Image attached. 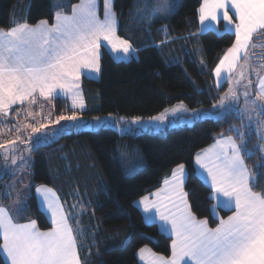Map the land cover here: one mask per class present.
I'll use <instances>...</instances> for the list:
<instances>
[{
    "label": "trees",
    "instance_id": "trees-1",
    "mask_svg": "<svg viewBox=\"0 0 264 264\" xmlns=\"http://www.w3.org/2000/svg\"><path fill=\"white\" fill-rule=\"evenodd\" d=\"M60 1L64 2L61 7L54 6L53 0H0V30L41 20L52 24L56 11L68 14L79 0ZM201 2L181 0L170 17L151 21L143 13L144 0H113L118 35L129 40L136 56L116 61L102 49L99 78L81 79L86 109L78 115L153 117L177 103L191 110L213 106L228 87L226 82L215 84L213 70L235 37L224 34V30L201 33ZM102 6L99 0L100 16ZM219 27L222 29L221 21ZM42 106L36 112L50 114L51 120L75 111L61 98ZM233 127L245 133L254 152L251 158L245 156V163L256 174L262 161L259 141L232 111L224 117L198 119L191 126L168 129L165 134L146 130L119 135L109 127L79 132L71 129L33 149L31 178L33 183L53 188L65 209L79 219L81 264H139L136 255L143 247L169 257L171 238L156 224L144 221L135 201L159 188L182 163L189 176L184 190L191 210L197 219H207L214 228L218 218L227 217L230 211L219 210V217L212 214L211 190L195 177L193 159L220 134L236 137L229 131ZM260 172L264 173V168ZM257 179L254 190L264 192V175ZM7 180L0 176L3 201H8L3 195ZM20 217L24 221L34 218L41 230L50 228L33 193ZM0 264H5L1 253Z\"/></svg>",
    "mask_w": 264,
    "mask_h": 264
},
{
    "label": "snow or ice",
    "instance_id": "snow-or-ice-1",
    "mask_svg": "<svg viewBox=\"0 0 264 264\" xmlns=\"http://www.w3.org/2000/svg\"><path fill=\"white\" fill-rule=\"evenodd\" d=\"M112 4L113 0H103V19L98 14V0H79L71 5L70 14L56 11L51 25L48 20H41L35 26L14 22L15 26L9 30H0V125L10 117L17 118L6 133H0L16 134L14 139L0 142V153L13 165L21 161L18 171L27 170L30 157L26 158L24 152L30 153L34 147L69 130L61 121L78 127L81 119L72 111L55 120L50 119V114L42 117L46 123L21 124L18 119L21 111L35 119L28 106L38 105L40 98L50 101L60 95L70 96L73 109H83L79 91L81 70L86 69L89 78L100 72L101 46H110L111 51L125 56L135 51L128 39L117 34L118 22ZM169 9L167 0H161L157 10L166 13ZM198 13L201 33L218 32L216 24L223 20L224 34L235 37L214 69L218 85L229 83L218 105L222 109L220 115L239 111L241 119L246 117L249 121L253 118L251 113L264 115V51L259 55L261 63H252L257 58L252 50H264V44L258 43L264 41V0H202ZM238 68L237 78L233 80ZM252 75L255 82L249 78ZM253 87L255 99H249ZM238 88L243 91L238 93ZM240 95L245 98V107L236 109ZM179 110L187 111L183 103L172 109ZM168 112L165 109L149 119L163 122ZM195 115L193 110V118ZM95 119L99 122L100 118ZM131 123L140 124L142 118L135 117ZM49 124L59 127L49 128ZM257 124L264 127L259 120ZM26 129L31 131L25 136ZM229 131L235 132L236 137L220 134L214 144L196 154L194 175L210 182L211 198L217 201L213 213L219 206L232 210V215L219 218L214 228L209 227L207 219H197L184 190L188 173L184 164H177L163 181L164 186L152 193L155 199L144 196L139 202L144 206L146 223L158 222L162 232L173 237L168 258L140 248L139 258L146 264H264V192L254 190L257 177L264 175L260 172L264 164L257 165L253 174L245 163V156L254 155L245 133L234 127ZM258 135L264 141V134ZM17 141L26 145L19 155ZM257 148L264 153V145ZM35 191L50 213L52 227L42 231L35 220L17 222L13 212L16 216L22 214L25 210L22 204L11 212L0 206V253L9 264H81L78 230L69 223L76 217L65 211L53 189L38 186Z\"/></svg>",
    "mask_w": 264,
    "mask_h": 264
},
{
    "label": "rangeland",
    "instance_id": "rangeland-1",
    "mask_svg": "<svg viewBox=\"0 0 264 264\" xmlns=\"http://www.w3.org/2000/svg\"><path fill=\"white\" fill-rule=\"evenodd\" d=\"M180 2H181V0H167V4L170 5V9L168 12L165 13V12H160L157 10L159 4L161 3V0H144V4H143L142 9H143V13H145V15H147L151 21L154 19H164V18L170 17V15L173 13V11L178 7ZM63 3L64 2L60 1V0H53L54 6L62 5ZM102 5H103V0H102ZM102 14H103V6H102ZM259 43L264 44V42H259ZM257 49H258L257 52H255L257 54V58L252 61V63H254V64L261 63V60L259 59V55L262 53V51H264L261 48H257ZM242 64H244V61ZM236 78H237V76L235 75L232 79L234 80ZM249 78H251L254 82L256 80L255 75H252ZM228 89H229V85L227 87V90L221 95V97L228 91ZM242 91H243V88L237 89L238 93H240ZM250 91L252 92V95H250L249 99H255V95H254L255 88L253 87V89H251ZM220 98L214 104L217 107H214V105H213L208 110H204L201 108L194 109L195 113H196L195 118H193V110L187 108L184 104L183 105L186 107L187 111L179 110V111L173 112L172 109L176 108L178 105L181 104V103H177V104H174L173 106H169V107L165 108V109H169V112L166 114V118L164 119L163 122L156 121V120H150L149 119L150 117H141L142 123L133 124V123H131V121L135 117H125V116H121V115L109 114V115H104V116H97L100 118L99 122L96 121V119H95L96 117L90 118V117L79 115L81 119L78 122L79 123L78 127H73L72 122H65L64 123L63 121H61V125L65 124L66 126L65 125L64 126L66 128H68L69 130L72 129L76 132H79V131H96L100 127H109V128H112L113 130H115L119 135H125V134H129V133H138L139 134L140 132L146 131V130L147 131L151 130L154 133L165 134L166 130H168V129H173L176 127H183V126H191L193 124V122L195 120H198V119L202 120V119L209 118V117H211V118L224 117V116L220 115V113L222 112V109H220L218 107V105L220 103ZM244 99L245 98L243 97V95H240L239 102H238V104H235L234 107L236 109H243L245 107ZM164 110L161 111L160 113H158L157 115L153 116V117L159 116L161 113L164 112ZM233 113L236 116H238L239 118H241L239 111H233ZM77 114H79V113H77ZM251 115L253 117L251 121H249L246 117L243 120L242 119L241 120L245 124V126L249 130L251 129L252 132L255 134V137L259 141L258 145H264V141H261L259 138V135H258V133L264 134V127H261L260 125L257 124V120H259L261 123H264V115L257 116L255 113H251ZM20 116H22V117H19L18 119H19V122L21 124L26 123V122H31V123L45 122L46 123V121L42 120V117H44L43 114H39L36 117V119H33L31 121H29L30 118L27 117L26 114H23ZM121 117H123V120L120 119ZM16 119L17 118L12 117V119L8 122V124L1 126L0 127V133H6V129L12 127L13 123L16 122ZM105 125H107V126H105ZM48 127L49 128H55V127H59V125L49 124ZM30 131H31L30 129H26L25 130V136L28 133H30ZM15 135H16L15 133H13L12 135L2 134V135H0V142H3L5 140H9V139H14ZM58 137H59V135L51 137L50 142L57 139ZM17 144L19 145V150L17 152V155H19L20 150L25 148L26 145L20 144L19 141H17ZM40 145H42V144H40ZM36 147H34L33 149H35ZM33 149H32V151H33ZM32 151L30 153H28V152L23 153V155L26 158L30 157V159L27 160V170L26 171H18L17 170L21 164V161L17 160V164L13 165L11 163L10 159L8 161H5L3 159L2 153H0L1 154L0 155V176H2V177L4 176L8 179L7 183H6L7 186L5 187V191L3 193V195H5L8 198V201L0 200V206H3L5 208L9 209L10 212L14 208L19 207L21 204L24 205V207L26 208L27 198L33 193L35 198H36V203H37L39 210L45 215L48 223L50 224V228H51L52 225H51L50 213L47 212L46 208L41 204L40 196L35 191V188L38 186H47L48 188H51V187L48 185H45V184L33 183V180L31 178L32 165H33ZM262 156H264V154L261 153V157ZM261 160L262 161L259 164H264V159H261ZM259 164H257V165H259ZM51 189H53V188H51ZM53 191H54V189H53ZM9 192L12 193L11 196L7 195V193H9ZM55 194L59 198V196L57 195L56 192H55ZM59 202L61 203L60 198H59ZM212 210H213V205L211 207V212L215 216V213H213ZM220 210H224V209H220ZM65 211L68 212L66 209H65ZM68 213L70 215H74L73 213H70V212H68ZM13 215H14V218L19 223H26L29 220H35L34 218H29L26 221H24L21 219L20 215L16 216L14 212H13ZM217 215L219 216V210L217 212ZM74 216L76 217V215H74ZM74 220L77 222V220H79V219H77V220L74 219ZM218 220H219V218H218ZM72 222H73V219H70L69 223L72 225V227L74 229H78L79 223L74 227ZM76 222H74V223H76ZM37 226H38V228H40L38 223H37ZM46 230H48V229H46ZM46 230H42V231H46ZM1 255L4 258L3 253H1Z\"/></svg>",
    "mask_w": 264,
    "mask_h": 264
},
{
    "label": "crops",
    "instance_id": "crops-1",
    "mask_svg": "<svg viewBox=\"0 0 264 264\" xmlns=\"http://www.w3.org/2000/svg\"><path fill=\"white\" fill-rule=\"evenodd\" d=\"M77 3H79V1L77 2ZM202 3V2H201ZM76 4V3H75ZM112 8H113V4H112ZM114 11V10H113ZM70 12H71V10H70ZM70 12L68 13V14H70ZM98 14H99V0H98ZM100 18L101 19H103V14H102V16H100ZM117 18V17H116ZM233 19H235V17H233ZM198 20H199V13H198ZM117 22H118V20H117ZM52 23H54V18H53V22ZM37 24V23H36ZM36 24H34V25H30V26H35ZM221 24H222V29L219 27V23H217L216 24V28H217V30H218V33H220L221 32V30H224L225 29V22L223 21V20H221ZM49 25H51V24H49ZM199 27H200V29H201V25H200V22H199ZM9 30V29H8ZM4 31H7V30H4ZM217 32V31H216ZM117 34H118V25H117ZM105 49L109 54H110V56L114 59V60H116V61H128V60H130V59H132L133 57H135L136 56V50L134 51V52H132L131 54H129V55H127V56H125L124 54H122V53H118V52H113V51H111V49H110V46H104V45H102L101 46V48L99 49V57H101V53H102V49ZM99 63H100V58H99ZM243 63V61H241V64ZM238 72H239V68L237 69V72L236 73H234L233 74V76H232V78L236 75L237 76V74H238ZM99 75H100V72L99 73H96V74H94L93 75V77L92 78H90V79H98L99 78ZM82 77H87V78H89V75L87 74V70L86 69H82L81 70V75H80V80H79V85H80V88H79V91H80V93L82 94V99H83V103H84V105H85V101H84V97H83V93H82V89H81V79H82ZM213 77H214V81H215V84L217 85V86H219V85H221V84H223V83H227L228 85H229V83L227 82V81H224V82H222L221 84H219L218 85V83H217V78H216V76H215V73H214V70H213ZM57 98H61V99H63V100H65V101H67V103H68V105H69V107L71 108V109H73L72 108V101H71V99H70V96H63V95H60V96H58ZM56 99V98H55ZM53 100V99H52ZM51 101V100H50ZM40 102H42V103H47V102H49V101H46V100H43L42 98H40L39 100H38V105H42V103H40ZM38 105H31V106H28V110H30V111H32L33 112V114H34V116H35V119H36V117L39 115V113H37L36 111L37 110H39L40 109V106H38ZM85 109H86V106L83 108V109H81V108H79V107H77V108H75V109H73V110H75L77 113H79V112H83V111H85ZM23 114H25V111H21V113H20V115H23ZM20 117V116H19ZM13 118H15V117H13ZM12 119V117H10L8 120H6L5 121V124H3V125H0V127L1 126H4V125H6L7 123H8V121H10ZM51 119V118H50ZM31 120H33L32 118H30L29 119V121H31ZM64 123H65V121H63ZM63 123V124H64ZM65 125V124H64ZM66 126V125H65ZM215 143V142H214ZM214 143H212V144H214ZM238 143V142H237ZM211 144V145H212ZM211 145H209V146H211ZM208 146V147H209ZM208 147H206V148H208ZM206 148H204V149H206ZM203 150V149H202ZM201 150V151H202ZM201 151H199V152H201ZM199 152H197V153H199ZM196 153V154H197ZM196 154H195V156H196ZM1 155V154H0ZM195 156H194V159H193V164H194V167L196 168L197 166L195 165ZM171 175V174H170ZM170 175L167 177V178H169L170 177ZM165 180V179H164ZM163 180V181H164ZM202 180V179H201ZM163 181H162V183H161V185H160V187L159 188H157L156 190H154V191H152L149 195H147L148 197H149V199L150 200H154L155 199V197L154 196H152V193H154V192H156L158 189H161L164 185H163ZM209 188H210V182L209 181H207V180H202ZM210 190H211V188H210ZM141 199L142 198H139V199H137L136 201H135V206L138 208V210L141 212V214H142V216H143V219L145 220V217H146V214L144 213V206H143V204H140L139 202L141 201ZM212 200H213V206L214 205H217V201L215 200V199H213L212 198ZM220 209H224V210H226V211H230V213H229V215L228 216H230V215H232V210H229V209H226V208H222V207H219V206H217L216 208H215V217H219L218 215H217V212H218V210H220ZM227 216V217H228ZM227 217H225L224 219H227ZM146 221V220H145ZM154 224H156L157 225V227H158V229L162 232V230H161V228H160V226H159V223L157 222V223H154ZM162 233H164V234H166L167 236H169L170 238H171V243H172V238L173 237H171L170 236V234L169 233H166V232H162ZM143 248H147V247H143ZM149 249V248H148ZM151 250V249H150ZM151 252L152 253H155V252H153L152 250H151ZM155 254H157V253H155ZM157 255H160V254H157ZM137 260H138V262H139V264H146V261H143V260H141L140 258H139V250L137 251ZM160 256H162V255H160ZM171 256V244H170V255H169V257ZM164 257V256H163ZM165 258H168V257H165ZM5 259V260H4ZM3 260H4V262H5V264H9V262H7L6 261V258L4 257L3 258Z\"/></svg>",
    "mask_w": 264,
    "mask_h": 264
}]
</instances>
